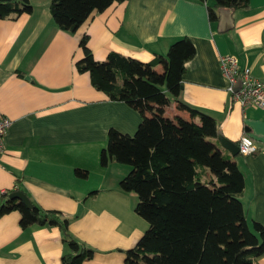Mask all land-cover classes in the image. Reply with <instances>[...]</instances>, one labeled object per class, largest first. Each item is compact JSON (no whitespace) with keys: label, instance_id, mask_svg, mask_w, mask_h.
<instances>
[{"label":"crops","instance_id":"1","mask_svg":"<svg viewBox=\"0 0 264 264\" xmlns=\"http://www.w3.org/2000/svg\"><path fill=\"white\" fill-rule=\"evenodd\" d=\"M30 2L32 14L0 20V115L12 121L0 153V194L19 180L41 208L71 219L72 235L95 251L83 264H125L126 251L149 224L134 211L136 195L120 188L130 167L115 162L104 167L100 156L110 128L133 135L142 118L127 104L107 100L88 73L77 72L79 42L88 35L99 61L116 51L151 62L188 37L196 55L186 64L182 99L213 116L228 141L238 145L244 134L256 141V154L233 156L214 138L244 175L241 201L249 225H264V109L233 101L219 62L220 55H235L240 67L264 80V0L222 9L214 23L207 12L213 0H128L94 13L75 33L59 29L51 0ZM156 70L162 72V66ZM164 115L191 120L174 101ZM76 169L87 170L88 177L76 176ZM20 219L18 211L0 218V264H62L69 249L60 231L24 230ZM258 263L264 264V254Z\"/></svg>","mask_w":264,"mask_h":264},{"label":"trees","instance_id":"2","mask_svg":"<svg viewBox=\"0 0 264 264\" xmlns=\"http://www.w3.org/2000/svg\"><path fill=\"white\" fill-rule=\"evenodd\" d=\"M126 1L51 0L49 10L60 30L75 33L94 13ZM249 3L213 0L207 5L208 19L217 22L220 10L243 9ZM32 12L30 0H0V20ZM88 40L85 35L79 42L82 58L75 63L77 72L88 73L92 86L107 100L127 104L142 118L133 135L110 128L100 156L104 167L112 162L130 167L120 188L136 195L134 211L149 224L136 246L126 251L125 264H259L264 225L253 221L250 226L247 221L241 201L244 175L214 142L220 133L217 120L182 99L186 64L196 55L192 40L178 39L166 56L156 55L151 62L116 51L98 61ZM173 101L190 113L191 120L164 115ZM75 174L88 177L84 169ZM18 191L28 196L31 208L9 198ZM13 211L21 214L24 230L48 226L60 231L69 249L62 264H83L93 258L95 251L70 232L71 219L62 211L41 208L19 180L14 189L0 194V218Z\"/></svg>","mask_w":264,"mask_h":264},{"label":"built area","instance_id":"3","mask_svg":"<svg viewBox=\"0 0 264 264\" xmlns=\"http://www.w3.org/2000/svg\"><path fill=\"white\" fill-rule=\"evenodd\" d=\"M221 70L228 81V91L234 102L243 108L253 107L264 109V80H260L252 74L250 67H240L235 55H220ZM240 81V87H236ZM12 121L0 115V153L4 151V137L10 128ZM245 140L249 143L245 144ZM239 153L244 156L256 154L259 147L254 139L244 134L239 143Z\"/></svg>","mask_w":264,"mask_h":264},{"label":"water","instance_id":"4","mask_svg":"<svg viewBox=\"0 0 264 264\" xmlns=\"http://www.w3.org/2000/svg\"><path fill=\"white\" fill-rule=\"evenodd\" d=\"M240 87V81L236 87V90H238ZM217 138H218V141L220 142V144L225 148L227 149L228 151H230V153L233 155V156H236L239 154V146L236 145L235 143H232L230 141H228L227 139H225L221 133H219L217 135ZM9 198L10 199H15V200H19L21 201L22 203H24V205L28 208H31L32 207V203L30 201V199L28 198V196L24 193V192H21V191H18V192H13L9 195Z\"/></svg>","mask_w":264,"mask_h":264},{"label":"clouds","instance_id":"5","mask_svg":"<svg viewBox=\"0 0 264 264\" xmlns=\"http://www.w3.org/2000/svg\"><path fill=\"white\" fill-rule=\"evenodd\" d=\"M245 144H247V143H249V141H247V140H245V142H244Z\"/></svg>","mask_w":264,"mask_h":264},{"label":"rangeland","instance_id":"6","mask_svg":"<svg viewBox=\"0 0 264 264\" xmlns=\"http://www.w3.org/2000/svg\"><path fill=\"white\" fill-rule=\"evenodd\" d=\"M99 61V60H98Z\"/></svg>","mask_w":264,"mask_h":264}]
</instances>
